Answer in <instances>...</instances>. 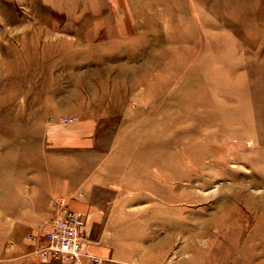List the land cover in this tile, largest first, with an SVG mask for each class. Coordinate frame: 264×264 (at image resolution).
Here are the masks:
<instances>
[{
	"label": "rangeland",
	"instance_id": "rangeland-1",
	"mask_svg": "<svg viewBox=\"0 0 264 264\" xmlns=\"http://www.w3.org/2000/svg\"><path fill=\"white\" fill-rule=\"evenodd\" d=\"M70 162L97 264H264V0H0V181Z\"/></svg>",
	"mask_w": 264,
	"mask_h": 264
},
{
	"label": "crops",
	"instance_id": "crops-1",
	"mask_svg": "<svg viewBox=\"0 0 264 264\" xmlns=\"http://www.w3.org/2000/svg\"><path fill=\"white\" fill-rule=\"evenodd\" d=\"M61 141L71 152V145L80 147L75 144L81 143L82 139L71 137L70 134L59 140V143ZM68 167L67 177L62 183L59 172L53 169L50 179L46 180L45 184H39L42 182L37 179L19 182L15 186L17 189L14 195L11 177L7 179L8 174L6 170L4 171L3 179L0 181V264H56L45 263L39 259L36 250L40 247V243H36L31 238L33 233L29 237L27 234L29 229L35 228L33 219L46 220L51 216L52 199L59 195L66 198L70 211L85 215L87 223L83 232L90 243L89 251L94 255L103 254L102 248L98 245L101 239L99 230L102 223L105 224V220L109 218L105 210L110 211L112 200L95 199L91 185L71 184V162ZM98 219L104 221L100 224Z\"/></svg>",
	"mask_w": 264,
	"mask_h": 264
},
{
	"label": "built area",
	"instance_id": "built-area-1",
	"mask_svg": "<svg viewBox=\"0 0 264 264\" xmlns=\"http://www.w3.org/2000/svg\"><path fill=\"white\" fill-rule=\"evenodd\" d=\"M84 220L68 209L66 199L56 201V217L36 237L40 247L36 254L42 262L56 264H97L94 256L84 250Z\"/></svg>",
	"mask_w": 264,
	"mask_h": 264
}]
</instances>
